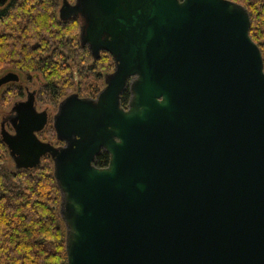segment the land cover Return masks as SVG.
Masks as SVG:
<instances>
[{"label":"water","instance_id":"water-1","mask_svg":"<svg viewBox=\"0 0 264 264\" xmlns=\"http://www.w3.org/2000/svg\"><path fill=\"white\" fill-rule=\"evenodd\" d=\"M59 18L81 19L82 47L110 54L114 70L96 98L60 102L62 145L38 136L50 115L34 91L0 134L17 170L51 157L68 264H264V60L248 10L63 0ZM19 80L4 74L0 90Z\"/></svg>","mask_w":264,"mask_h":264},{"label":"trees","instance_id":"trees-1","mask_svg":"<svg viewBox=\"0 0 264 264\" xmlns=\"http://www.w3.org/2000/svg\"><path fill=\"white\" fill-rule=\"evenodd\" d=\"M230 1L248 10L250 36L264 60V0ZM62 3L0 0V76L13 72L20 77L0 90V128L1 120L9 116L14 103L25 97L28 86H37L38 109L55 113L60 102L73 93L96 98L105 87V76L114 70L110 54L103 52L99 60H94L82 47L81 19L60 20ZM130 99L127 89L122 105L126 107ZM8 127L13 130L11 125ZM38 136L62 145L51 118ZM109 160V154L102 152L96 165L106 167ZM61 199L51 157H44L36 169L17 170L0 134V264H68Z\"/></svg>","mask_w":264,"mask_h":264},{"label":"rangeland","instance_id":"rangeland-1","mask_svg":"<svg viewBox=\"0 0 264 264\" xmlns=\"http://www.w3.org/2000/svg\"><path fill=\"white\" fill-rule=\"evenodd\" d=\"M75 0H73V1H71L72 3L74 2ZM3 76V75H2ZM1 77V76H0ZM35 78H39L37 75H35ZM29 88H27V89H29V91L30 92H33V91H35V89L37 88V86L35 85V84H33V85H30V86H28ZM2 90V89H1ZM4 90V89H3ZM27 100V95H26V92H25V97L23 98V99H21L20 101H26ZM17 102H19V101H17ZM16 102V103H17ZM15 104V103H14ZM14 104L12 105V107L9 109L10 111H11V109L13 108V106H14ZM40 111H43V110H47V109H39ZM48 112H49V110H47ZM56 113V112H55ZM55 113H52V112H49V115H50V118H51V120L53 121V116L55 115ZM8 117V116H7ZM7 117L6 118H3L2 120H1V123H2V121L3 120H5V119H7ZM7 128H9L8 127V125H7ZM0 132H1V128H0Z\"/></svg>","mask_w":264,"mask_h":264},{"label":"flooded vegetation","instance_id":"flooded-vegetation-1","mask_svg":"<svg viewBox=\"0 0 264 264\" xmlns=\"http://www.w3.org/2000/svg\"><path fill=\"white\" fill-rule=\"evenodd\" d=\"M30 91H29V89H26V95H27V97H28V93H29ZM35 92V98H36V91H34ZM19 102H21V101H19ZM18 103V102H17ZM11 111H12V109H11ZM10 111V114H9V116L7 117V119L6 120H8V118L10 117V116H12V112ZM9 124V123H8ZM7 124V125H8ZM10 125V124H9ZM12 127V126H11Z\"/></svg>","mask_w":264,"mask_h":264}]
</instances>
